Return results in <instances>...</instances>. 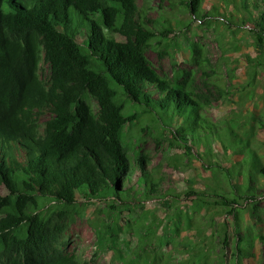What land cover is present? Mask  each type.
I'll return each mask as SVG.
<instances>
[{"label":"trees","instance_id":"trees-1","mask_svg":"<svg viewBox=\"0 0 264 264\" xmlns=\"http://www.w3.org/2000/svg\"><path fill=\"white\" fill-rule=\"evenodd\" d=\"M166 1L174 19L151 18L155 7L138 0H0V264H88L66 240L83 206L105 203L114 224L97 236L111 247L130 202L180 198L163 186L165 158L188 175V210L199 218L187 211L185 227L204 250L193 245L180 261L152 257L140 223L136 258L119 250L117 262L244 264L264 247V142L255 124L241 132L237 120L213 119L212 99L229 91L200 42H191V67L172 75L148 57L169 54L174 20L181 28L210 20L232 34L248 29L260 52L247 61L264 68V0H217L209 10L206 0ZM225 65L234 81L236 64ZM258 121L264 128L263 115ZM144 133L163 146L155 164Z\"/></svg>","mask_w":264,"mask_h":264},{"label":"rangeland","instance_id":"rangeland-1","mask_svg":"<svg viewBox=\"0 0 264 264\" xmlns=\"http://www.w3.org/2000/svg\"><path fill=\"white\" fill-rule=\"evenodd\" d=\"M216 1L206 0L205 9L209 10ZM138 4L140 6L150 4L155 7L149 12L151 18L170 17L174 19L175 17L166 0H138ZM177 17L180 20H188L186 15H177ZM174 23L176 32L173 33L169 54L161 57L154 50H150L148 53V57L155 68L161 73L169 75H172L176 68H190L191 42L203 44L211 62L217 64V69L221 70L226 91H229L219 99H212L209 108L211 116L218 121L223 119L237 120L236 127L241 132L248 131L252 124H255V129L258 131L257 135L264 142V128H259L258 121L260 116H264V68L254 69L247 61L248 55L255 57L260 52L254 46L252 34L247 31L248 29L240 30L236 34L228 33L223 24L210 20L182 28L176 25L175 20ZM226 60L234 61L236 64L234 81L228 78ZM44 66V75H46L48 68L47 65ZM199 77L200 71L197 72L196 81L200 87L204 88ZM50 116L51 113L47 111L41 119L44 121ZM144 137L146 140L142 146L150 151L153 164L162 157L164 159L163 146L157 144L153 137L147 136L146 133H144ZM261 151L264 153V148ZM176 152L179 150L171 151V156H176ZM170 159L165 158L163 161L162 170L165 176L163 186L165 189H169L172 194L179 195V199L169 198V204H164L162 200H150L145 203L146 207L144 208L140 207L139 204L142 203L138 201L136 203L130 202L129 205L132 210L124 209L117 218L123 232L119 233L118 240L115 239L111 247L98 242L97 236V229L101 228L105 231L108 223H113L105 213V203L96 202L84 205L82 216L76 218L66 235L68 251L88 264H125L117 262L118 252L124 250L126 260L136 258L139 246L137 228L140 223L144 224L145 239L149 240L146 248L152 257L155 254L163 256V254L168 253L180 261L193 255V251L190 250L193 245L204 250L203 247L197 245L202 237H197L195 231L185 227L187 211L192 220L199 218V215L193 210H188V206L191 204L190 197L186 195L188 190L186 178L188 175L183 172L180 164H169ZM194 173V170L190 171V174L193 175ZM140 175L141 172L136 170L132 174L131 183L136 182ZM157 236L165 239L162 246L157 243ZM126 241H129L130 244H126ZM255 252L256 257L245 260L244 264H264V247L258 246ZM210 263L215 264L214 259H211Z\"/></svg>","mask_w":264,"mask_h":264}]
</instances>
